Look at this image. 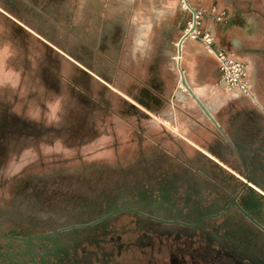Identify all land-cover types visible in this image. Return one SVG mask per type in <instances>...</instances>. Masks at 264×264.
Returning <instances> with one entry per match:
<instances>
[{"label": "rangeland", "instance_id": "374dc122", "mask_svg": "<svg viewBox=\"0 0 264 264\" xmlns=\"http://www.w3.org/2000/svg\"><path fill=\"white\" fill-rule=\"evenodd\" d=\"M161 1L0 0V12L24 28L0 34V234L92 223L134 206L131 199L146 193L158 205L162 193L178 197L187 211L213 197L215 188L229 191L221 181L229 172L264 205V179L248 181L238 164L237 170L224 165L226 174L223 167L182 163L171 156L194 150L188 142L177 148V127L140 104L135 115V68L160 48L155 30L164 24L162 13H171L166 20L172 22L185 15V25L189 21L182 0ZM259 141L241 153L264 162ZM193 169L206 178L184 180ZM171 173L180 178H166ZM235 178L230 185L242 183ZM151 209L164 218L188 219L172 205ZM118 220L124 229L110 239L131 244L118 257L125 264L264 262V232L236 216L235 227L225 216L197 236L181 227L164 231L155 223Z\"/></svg>", "mask_w": 264, "mask_h": 264}, {"label": "crops", "instance_id": "0c3cea01", "mask_svg": "<svg viewBox=\"0 0 264 264\" xmlns=\"http://www.w3.org/2000/svg\"><path fill=\"white\" fill-rule=\"evenodd\" d=\"M187 2L190 7L187 25L186 15L172 22L166 20L171 13H162L164 24L155 30L162 36L155 37L160 48L155 50V57L150 54V60L135 68L139 83L136 82L131 99L135 102L136 116V105L140 104L146 113L160 116L161 120L166 118L167 123L177 127V148H183L180 142H188L194 150L193 155L181 156L177 152L172 158L193 166L207 163L220 170L223 167L227 174L229 169L224 165L236 169L233 165L237 164L238 149L257 148L259 140L264 142V0ZM178 5L176 1V8ZM195 13L200 18L197 35L188 36L180 51L179 44L190 30ZM12 28V31L24 29L11 15L0 12V34ZM205 36L211 38V44L205 42ZM42 46L53 53L56 51L49 43L43 42ZM220 50L249 64L251 98L221 84L215 56ZM183 80L217 125L192 98ZM156 105L159 107H153ZM160 144L163 148V141ZM232 174L239 177L233 172L228 175Z\"/></svg>", "mask_w": 264, "mask_h": 264}, {"label": "flooded vegetation", "instance_id": "af4514ba", "mask_svg": "<svg viewBox=\"0 0 264 264\" xmlns=\"http://www.w3.org/2000/svg\"><path fill=\"white\" fill-rule=\"evenodd\" d=\"M241 150H237L239 157L236 162L242 167L243 176L248 181L263 180L264 162L256 161L252 156H245ZM235 167L237 169V165ZM170 175H167L166 178L174 180L180 178L178 173ZM184 175L186 176L184 180L189 181L201 177L206 178L205 174L194 169ZM233 175H224L225 179L221 180L226 182L229 191L215 188L211 192L213 197L204 198L203 205L199 201L195 202V205L187 208V211L178 202V197L175 199V196L171 194L162 193L161 202L158 205L156 202L159 200L146 193L143 194V198L139 196V198L131 199L134 206H123L92 223L65 226L38 233L0 234V264H125L118 257L125 250H130L131 244L116 241L115 237L110 239L111 235L117 237L118 228L124 229V226H119L120 220L114 221V218L117 217L127 218L129 224L136 226L155 223L164 231L169 227H181L191 230L192 233L194 231L197 236L198 230L203 229L204 225L225 216L230 219L228 221L232 225L230 227H235L233 218L236 216L244 219L241 223H249L264 232V205L258 198L254 199L252 193L245 194L247 192L246 182L241 178H235L240 179L241 184L230 185L229 182L233 181L235 177ZM186 201L190 203L188 200ZM166 204L172 205L177 211L176 213L183 214L182 217H188V219L182 217L179 220L174 217L164 218L154 214L156 210L151 209V207L164 208ZM99 228L101 233H94ZM143 239L150 240L147 236ZM226 256L237 260L234 255L226 254ZM240 264L244 263L240 262ZM251 264H264V262Z\"/></svg>", "mask_w": 264, "mask_h": 264}, {"label": "built area", "instance_id": "2783aa9c", "mask_svg": "<svg viewBox=\"0 0 264 264\" xmlns=\"http://www.w3.org/2000/svg\"><path fill=\"white\" fill-rule=\"evenodd\" d=\"M188 0H183L184 2ZM199 14H194V21L192 27L195 26V29L191 35H197V26L199 25ZM190 27V29L192 28ZM189 32V31H188ZM205 42L209 45L211 44V38L204 37ZM216 60L218 62L219 70L221 72V84L225 87L238 91L243 96L247 98L252 97V85H251V70L247 62L235 58L232 54L225 50H220L215 53Z\"/></svg>", "mask_w": 264, "mask_h": 264}, {"label": "water", "instance_id": "95a60500", "mask_svg": "<svg viewBox=\"0 0 264 264\" xmlns=\"http://www.w3.org/2000/svg\"><path fill=\"white\" fill-rule=\"evenodd\" d=\"M188 4V2H186ZM189 7V5H188ZM190 8V7H189ZM195 29V26H193L189 32H187L185 34V36L182 38L179 46H180V51H181V44L182 42L188 37V35L190 33H192ZM184 87L186 88V90L191 94L192 98L199 104V106L201 107V109L205 112V114L214 122L215 125H217L216 121L213 119V117L211 116V114L209 113V111L206 109V107L202 104V102L198 99V97L190 90V88L187 86L186 82L183 80L182 81Z\"/></svg>", "mask_w": 264, "mask_h": 264}, {"label": "bare ground", "instance_id": "6f19581e", "mask_svg": "<svg viewBox=\"0 0 264 264\" xmlns=\"http://www.w3.org/2000/svg\"><path fill=\"white\" fill-rule=\"evenodd\" d=\"M183 5H184L185 8H188V4L186 3V1L184 2ZM189 26H190V25H189ZM191 27H192V24H191ZM188 31H189V30H188ZM179 95H180V94H179Z\"/></svg>", "mask_w": 264, "mask_h": 264}]
</instances>
